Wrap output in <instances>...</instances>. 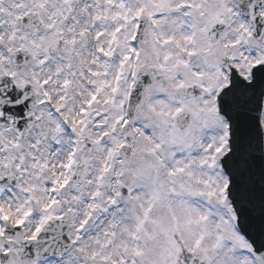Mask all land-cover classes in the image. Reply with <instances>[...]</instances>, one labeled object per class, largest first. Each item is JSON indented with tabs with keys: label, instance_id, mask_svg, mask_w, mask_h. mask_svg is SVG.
I'll return each instance as SVG.
<instances>
[{
	"label": "rangeland",
	"instance_id": "obj_1",
	"mask_svg": "<svg viewBox=\"0 0 264 264\" xmlns=\"http://www.w3.org/2000/svg\"><path fill=\"white\" fill-rule=\"evenodd\" d=\"M213 1L137 0L139 7L147 3L152 9L155 32L153 39L144 42L146 55L138 63H122L121 81L128 78L125 86L119 85V95L114 91L118 75L114 51L104 55L99 43V30L104 26L101 0H85L84 4L74 0L68 27L70 47L76 53L73 60L70 50L67 52V63L74 61V70L64 83L60 81L69 100L60 106V94L55 107L44 105L39 110L38 124L26 132L22 149L15 130L0 129V164L14 162L18 183L17 188L2 191L0 235L6 220L23 228L26 239L34 240L50 220L63 216L64 209L72 216L68 235L75 247L40 264H176L168 238L172 228L178 229L189 250L205 256L209 264H264L233 230L235 217L225 192L227 178L219 162L228 151L227 124L216 115L209 98L185 101L184 105L173 99L158 104L160 96L154 94L133 129L132 157L129 161L118 158L124 144L120 130L127 124L123 103L140 68L147 65L163 70L171 89L190 82L205 85L211 77L218 78L220 88L226 83L220 66L211 60L206 38L205 14L210 20L218 17ZM229 20L230 38L225 45H234L232 57L246 75L255 63L252 53L244 57L237 50L246 29L232 7ZM113 27L114 23L109 24V29ZM195 32L201 37L191 43ZM97 50L102 51L101 58ZM70 82L73 87L69 89ZM95 98V105L85 110L88 100ZM184 111L192 124L180 132L173 120ZM262 125L264 128V114ZM213 134L215 140H209ZM73 141L80 144L78 161L86 169L81 182L65 188L64 171ZM84 148L93 150L89 157ZM10 149L14 150L11 154ZM51 188H57L58 200L52 211L48 209ZM89 218L92 222L84 229Z\"/></svg>",
	"mask_w": 264,
	"mask_h": 264
},
{
	"label": "flooded vegetation",
	"instance_id": "obj_2",
	"mask_svg": "<svg viewBox=\"0 0 264 264\" xmlns=\"http://www.w3.org/2000/svg\"><path fill=\"white\" fill-rule=\"evenodd\" d=\"M79 1L81 4L85 2V0ZM236 2L237 0L229 3L221 1L222 7H220L219 0H215L218 14L222 19H226V33L217 44L216 58L222 55L234 59L232 57L233 45L231 46V43L225 45V42H228L230 38L228 12L231 7H235ZM73 5L74 0H32L29 3L21 1L12 6L10 0H0V89L3 93H10V87L18 92L30 87L28 88L29 93L34 96L31 107L34 112L44 104L55 105L58 96L62 93L63 80L69 77L74 70V61L67 63V52L70 50L71 60L76 54L71 50L72 35L68 31L74 15ZM151 11L147 3L139 7L137 0H130L128 12L124 17L126 10L121 0H101L100 19L104 26L99 30V43L104 55L111 50L114 51L118 67H122V63L127 62V59H130L131 63L139 60L138 51L140 50H142L141 57L146 55L142 47L146 40L153 39L154 31L149 33L145 28V32L139 34V26L145 19H154ZM26 16H29L40 27L37 34L30 31L27 25L19 26V21ZM206 19L208 20L207 15ZM125 22L126 27H123ZM113 23L114 27L109 29V24ZM136 36H141L140 42L139 40L135 42ZM197 37L201 36L196 34L195 38ZM79 39L86 42L85 38ZM91 42L88 44L89 48ZM241 42L244 44L246 55L249 53L248 49L254 47L255 50L250 52L257 57L258 61L263 58L264 38L256 43L250 32L242 37ZM10 54L18 55L19 58H15V62L23 70L24 75L13 69L10 64ZM65 55L66 58L63 57ZM237 62L238 60H231L234 66ZM27 63L30 64L28 67ZM61 80L62 83H60ZM213 81L214 78L206 81L207 86L203 87L205 96L201 101H207L209 98L208 101L211 104L214 102L217 87ZM69 85H73L72 82ZM43 95H49L50 98L44 100ZM160 100L161 98H158L156 101ZM13 151L10 149L9 153ZM0 170H5L2 164H0Z\"/></svg>",
	"mask_w": 264,
	"mask_h": 264
},
{
	"label": "water",
	"instance_id": "obj_3",
	"mask_svg": "<svg viewBox=\"0 0 264 264\" xmlns=\"http://www.w3.org/2000/svg\"><path fill=\"white\" fill-rule=\"evenodd\" d=\"M243 14L247 15V13ZM215 28V26L211 27L210 37ZM220 30L221 32L215 36V39L220 37L222 28ZM147 72L158 71L147 70ZM147 72L143 71L140 74L137 89L132 94L128 111L132 123L137 120L142 110L143 103L139 95L141 90L150 84L147 82L153 79L160 81L163 79L161 75ZM263 100L264 66L254 70L253 82L249 85L233 75L231 86L222 91L219 100V114L229 122L231 132L230 153L222 160L223 171L230 181L229 198L242 234L251 242L254 253L262 260H264V139L260 118ZM2 109L1 120L3 121L9 116L7 108L3 106ZM178 124L182 125L183 119ZM130 140L128 136L126 138L128 146L121 150L120 156L123 159H128L131 152ZM9 178L7 182H2L0 177V184L6 185L5 183L10 182L14 185L12 171ZM68 222V217L51 222L36 242H21L22 232L18 231L13 234L8 228L9 233L6 238H14L20 242V245L3 242L4 247L13 246L14 252L7 256L0 255L2 264H13L14 255L22 261L41 262L56 258L61 252H68L73 247L66 236ZM173 241L178 248L180 264H194L193 258L185 255L176 236H173Z\"/></svg>",
	"mask_w": 264,
	"mask_h": 264
}]
</instances>
